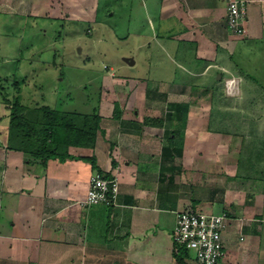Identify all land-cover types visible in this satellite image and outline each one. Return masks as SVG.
<instances>
[{
	"label": "crops",
	"instance_id": "0c3cea01",
	"mask_svg": "<svg viewBox=\"0 0 264 264\" xmlns=\"http://www.w3.org/2000/svg\"><path fill=\"white\" fill-rule=\"evenodd\" d=\"M31 1L11 13L24 34L50 17L95 21L96 0H57L56 11ZM245 1L239 37L227 27L229 0H141L150 32L141 47L189 82L137 92L141 83L109 75L94 147H71L65 161L32 163L9 146L0 88V264H198L175 258L186 210L227 213L218 264H264V0ZM99 171L118 180L117 206L83 207Z\"/></svg>",
	"mask_w": 264,
	"mask_h": 264
},
{
	"label": "rangeland",
	"instance_id": "374dc122",
	"mask_svg": "<svg viewBox=\"0 0 264 264\" xmlns=\"http://www.w3.org/2000/svg\"><path fill=\"white\" fill-rule=\"evenodd\" d=\"M16 1L0 0V88L10 101L89 114L106 98L111 74L131 87L141 83L137 92L144 86L157 88L162 81L189 82L184 75L171 74L173 65L166 56L156 57L153 48L141 47L150 35L141 0H96L95 21L50 17L33 23L35 28L25 34L11 15ZM37 1L36 9L58 10L57 0L54 9L53 0ZM26 6L30 10L32 1ZM145 33L143 39L140 34ZM201 81L192 78L195 85ZM204 83L209 86L208 80ZM189 256L196 258L192 251Z\"/></svg>",
	"mask_w": 264,
	"mask_h": 264
},
{
	"label": "trees",
	"instance_id": "16d2710c",
	"mask_svg": "<svg viewBox=\"0 0 264 264\" xmlns=\"http://www.w3.org/2000/svg\"><path fill=\"white\" fill-rule=\"evenodd\" d=\"M5 100L10 111L8 144L23 152L30 162L65 161L71 158L68 154L71 147H94L101 130L99 108L90 114H81L48 106L28 108L16 100ZM174 246L178 262L190 258L189 250Z\"/></svg>",
	"mask_w": 264,
	"mask_h": 264
},
{
	"label": "built area",
	"instance_id": "2783aa9c",
	"mask_svg": "<svg viewBox=\"0 0 264 264\" xmlns=\"http://www.w3.org/2000/svg\"><path fill=\"white\" fill-rule=\"evenodd\" d=\"M247 1L229 0L227 8V27L236 36L245 34ZM226 87L234 93L236 81L228 80ZM119 182L116 178H107L101 172H95L89 182L83 207L93 205L117 206ZM228 215L207 214L186 210L177 214L176 226L172 238L175 245L195 253L198 264H218L225 256L223 233Z\"/></svg>",
	"mask_w": 264,
	"mask_h": 264
},
{
	"label": "water",
	"instance_id": "95a60500",
	"mask_svg": "<svg viewBox=\"0 0 264 264\" xmlns=\"http://www.w3.org/2000/svg\"><path fill=\"white\" fill-rule=\"evenodd\" d=\"M126 63H132L130 59H125Z\"/></svg>",
	"mask_w": 264,
	"mask_h": 264
}]
</instances>
